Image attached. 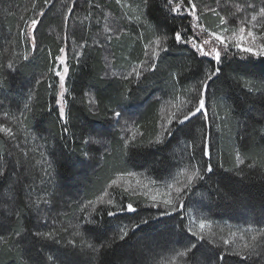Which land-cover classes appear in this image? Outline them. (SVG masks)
Returning <instances> with one entry per match:
<instances>
[{
    "label": "trees",
    "instance_id": "16d2710c",
    "mask_svg": "<svg viewBox=\"0 0 264 264\" xmlns=\"http://www.w3.org/2000/svg\"><path fill=\"white\" fill-rule=\"evenodd\" d=\"M194 2L199 6L200 24L211 31L218 30L219 16L209 9L236 26L245 17L244 12H252L247 4H254L257 10L264 5V0ZM122 4L124 8L116 0H76L73 7L71 0L68 6L64 0H49L47 4L45 0H0V125L13 132L11 137L0 133V171L5 173L0 176V236L6 238L0 241V264H68L69 259L78 264H168L176 256L173 249L183 250V243L178 242L185 232L176 225H183L185 230L192 226L189 215L240 229L238 232L251 228L255 234V230L264 229V89H260L264 63L253 58L255 67L248 73V81L260 90L248 92L244 78L233 71L247 54L233 55L234 48L227 56L222 53L223 73L215 83L210 82L208 89L207 122L203 117H194L184 132L173 137L163 134L164 143L156 145L154 141L162 135V100L185 97L192 101L191 107L197 98L192 89L199 87L202 70L210 60L200 57L190 44H175L173 29L187 28L183 35L198 41L207 34L193 29L186 14L174 17L169 13L166 0H150L145 15L143 0H122ZM237 5L243 11L237 12ZM68 7H73L71 15ZM40 11L45 13L43 17L38 15ZM106 12L121 21L123 27L118 31L129 32L121 33V39L110 37L109 48L118 63L125 57L122 52L130 56L158 36H168L169 51L161 53L155 72L145 71L139 81L105 77L107 47L94 43V34L99 33ZM33 18L42 21L35 33V49L21 35L28 31L25 22ZM73 42L84 44L77 56L70 55ZM61 47L66 49L69 66L65 80L67 125L58 118V78L50 71L55 66L54 58L62 55ZM181 69L185 70L173 79L170 73ZM110 109L122 110V119L135 122V142L142 146L130 148L125 154L124 137L117 129L122 119L116 123ZM93 129L107 133L102 145L83 143L94 135ZM201 130L210 136L215 170L185 198L184 219L176 213L151 220L135 233L130 231L127 243L115 239L108 247L107 242L117 237L121 228H131L141 216L155 215L158 210L145 207L147 202L141 195L113 188L109 193L116 203L131 201L140 205L137 214L108 217L112 205L88 202L95 201L118 176H135L149 183L155 180L152 185L159 187L172 182L189 164L206 159L201 152ZM85 151L89 158H85ZM237 154L244 158L238 168ZM220 164L233 171H224ZM180 177L182 182L186 180L185 175ZM37 229L56 232L60 243L31 235ZM14 231H21L23 239L14 236ZM244 236V243H253L249 235ZM86 243L94 244L99 251L93 253ZM197 243L204 253L197 252V264H218L217 255L225 257L219 264H235L239 259L229 254L228 245L214 237ZM73 251L74 256L68 255ZM254 251L251 259L241 264H264V245ZM50 256L54 260H48ZM176 264H183V260L176 257Z\"/></svg>",
    "mask_w": 264,
    "mask_h": 264
},
{
    "label": "snow or ice",
    "instance_id": "6c2138e0",
    "mask_svg": "<svg viewBox=\"0 0 264 264\" xmlns=\"http://www.w3.org/2000/svg\"><path fill=\"white\" fill-rule=\"evenodd\" d=\"M118 4L124 6L122 4V0H116ZM150 0H143L144 10L145 12L142 15H145L149 6ZM49 3V0H45V4ZM73 7L75 6L76 0H71ZM166 4L169 6V13L173 14V16H184L186 14L187 17H190V24L193 29H199L201 33H206L207 35L202 40H197L193 37L184 36L183 33L187 31V28L173 29V37L174 42L177 45L180 44H190L191 48L195 50L196 53L199 54L200 57H207L210 60L206 63L203 68V77L199 82L198 88H193L192 91L197 92V98H195V103L188 108L187 111H183L180 109L179 114L172 113L167 119V124L161 125V136H158L154 141L156 145H162L164 143V135L167 137H173L178 132H184L185 128L189 125V122L192 121L194 117L200 116L203 117L204 121L208 120V109H207V94L208 89L211 83H215L222 75L223 69L222 65L224 63L222 59V53L227 56L231 49H235L236 52L233 55L238 53L247 54L246 57L243 58V62L240 63L233 71L237 73L240 77L244 78V86L247 88L248 92H256L260 89H264V82L261 83L260 89L252 87L249 85L248 81V73L252 71L255 67L253 62V58H257L261 63H264V32L258 33L256 31L257 28L264 29V5L260 6L259 9H256L254 4H247L246 7L252 9V12L249 16L240 19L238 25L233 26L229 24L228 18L224 15H221L215 9H209L215 15L219 16V25L218 30L211 31L208 28L204 27L200 24V16L197 14L199 11V6L194 2V0H166ZM34 7V5H33ZM73 7L67 8V13L69 15L73 12ZM237 12L243 11L241 6L237 5ZM39 16L43 17L45 13L40 11L38 13ZM42 21L37 20L35 18L30 21H26L25 24L28 28L27 32H21V35H25L29 42L31 43L33 49L36 47V36L35 33L38 31L39 25ZM65 23H67V17L65 18ZM108 31V29H105ZM168 36H158L151 43L154 45L152 48L151 61L145 63L142 61L138 68L133 69V73L135 79L139 81L143 75L144 71H152L155 72L157 69V63L160 60V56L162 52H168L169 48L167 46ZM59 52L63 55H58L54 58V68L50 69V71L54 72L55 77L58 78L59 90L56 98V106L58 109V118L65 125L69 123L68 113L66 112L67 102L65 100V80L69 74V66L66 61V49L61 47ZM51 55V53H49ZM145 55H148L147 47L145 49ZM24 60L27 61L29 59L28 55H24ZM62 66V67H61ZM9 68H12V65H8ZM185 69H181L178 72L170 73L173 79H178L179 75ZM191 71L190 68L186 69ZM123 79H129V76H124ZM51 88L52 85L49 84ZM128 92H131V89H128ZM125 100L130 99V96H124ZM186 103L191 104L192 101H187ZM27 107V106H26ZM49 111H52L49 108ZM112 113V117L119 123L122 119V110L110 109ZM175 125V126H174ZM64 132H68V128H64ZM0 133L7 134L9 137L13 135L12 129L10 127H6L4 125H0ZM93 134H90L87 139L83 141L85 145H102L104 143V137L107 134L103 129L96 130L93 129ZM201 135L203 137V147L201 149L202 156L206 158L202 162H197L194 164H189L188 167L184 168L181 172L182 175L186 176V180L184 182L176 181L174 184L166 185V191L164 192L162 198L157 199L156 196H151V203L145 205V207L151 209L156 208L158 211L155 215L141 216L135 224L128 228L127 226L121 228L112 241L107 242V246L111 247L112 243L115 242V239H119V241L127 243L129 238V232L135 233L137 229H141L142 226H148L151 220L160 219L163 217H171L176 213H181L179 216L180 220L184 219L183 212L185 210V198L190 194H194V189L196 185L200 181L205 180V176L208 174H212L215 170V166L212 163V153H211V144H210V136L201 130ZM136 133L133 132L131 137H124L123 149L125 154L128 153L130 148L140 147L142 145L136 144ZM90 150H95L91 149ZM85 158H89V152H84ZM193 159L195 157L193 156ZM242 163H244V158L240 155H236V164L235 167L238 168ZM255 165H249V167H254ZM262 166H264V156H262ZM219 167L226 172H231L233 169L224 168L223 164H220ZM5 173L0 171V176H4ZM127 175H132V173H127ZM122 178V176H118L117 179H113L111 183L107 185L104 191L97 196L95 201H89V205L96 204H104L107 203L112 205V207L107 211L108 217H114L118 214H137L138 209L140 207L139 204H134L131 201L126 203L120 202L116 203L115 198L110 195L108 189L113 186H119L118 181ZM139 183V182H138ZM151 184H155V180L150 181ZM179 184L180 186H176ZM147 188V185L144 186ZM127 191V189H126ZM133 195L138 194L137 190H133ZM105 196H109V199L105 201ZM47 203V201H45ZM87 207V205H85ZM192 226L185 227L181 224H177L176 227L181 230V232H185V237L182 241L178 243H183L182 251H175L176 256L169 259L168 264H176V257H179L183 260V264H197L196 255L197 252L203 253L202 247L198 245L197 241L201 242V244L205 241L206 229L211 228V222L206 219H197L193 218L191 215L188 217ZM90 224L95 225V221H89ZM3 227V225H0ZM194 228L196 230H194ZM88 231H95L94 228H89ZM246 232H253V229H246ZM13 235L23 239V233L21 231H14ZM31 235L34 237H38L42 240L50 241L53 243H60V239L57 237L56 232L49 231L43 232L37 229L35 232H32ZM76 235H80L79 231H77ZM99 236V233H96ZM235 235V234H233ZM188 237H192L195 239H190ZM258 237L260 238L258 241ZM223 239V238H222ZM245 237L241 236V240H244ZM6 240L5 237L0 236V241ZM251 241L253 243H243L240 245H236L234 241L224 240L225 245H229L230 251L229 254L238 257L239 259L235 262V264H241V262H246L251 259L252 255L255 254V248L260 245H264V229L255 230V234L251 235ZM69 245H72L73 249H75V244L72 240L68 241ZM86 247L90 249L93 253L98 252L99 249L92 243H86ZM76 253L73 251L68 255L74 256ZM48 260H54L53 257H48ZM217 262L224 261L225 257L222 255L216 256ZM68 264H78V261H74L72 259L68 260ZM135 264V262H134Z\"/></svg>",
    "mask_w": 264,
    "mask_h": 264
},
{
    "label": "rangeland",
    "instance_id": "374dc122",
    "mask_svg": "<svg viewBox=\"0 0 264 264\" xmlns=\"http://www.w3.org/2000/svg\"><path fill=\"white\" fill-rule=\"evenodd\" d=\"M69 3H70V0H64V4H67V6ZM207 5L210 6V4H207ZM122 7L124 8V6ZM244 13H245V17L250 15V14H247L246 12ZM112 15L114 14L111 12H106L104 14V18L101 23V29L99 28L100 29L99 33L94 34V43L100 44V45L102 44L103 46L107 47V53H106L105 60H104V64H105L104 75L107 78H110V79L117 78V79L122 80L123 82L127 80L136 81L134 75H131L133 73V69L138 68V66L140 65L142 61H144L145 63L151 61L152 48L154 47V45L151 43L150 45L147 46V51H148L147 56L145 55L146 47L143 50H141V52L139 51L134 52V53L131 52L133 54L130 56H128L129 54L122 52L125 57L122 58L121 61L118 63V60H116L115 58V54H113L112 50L109 48V44L111 43L110 41L112 38H115V39L120 38L121 33L123 35H127L129 34V32H127L126 30L124 31L121 30L122 32L118 31L122 26L120 24L121 21L114 19ZM245 17H241L240 19H243ZM120 18H122V20L125 22H127L128 20L127 17L124 16V14H121ZM105 29H108V31H105ZM256 31L258 33L259 32L262 33L264 32V29L257 28ZM110 37L112 38L110 39ZM73 44L74 45L72 46L70 55L77 56L82 51V47L84 44L76 45L75 42H73ZM76 47H78V49H75ZM129 49L130 47L127 48V50ZM126 75L129 76V79L127 80L123 79V77ZM187 101L188 99H186L185 97H181L177 99H171L169 97L164 98L161 102L160 109H159V125L160 126L162 124L166 125L167 119L172 113L179 114L180 109H183V111H187L188 108L190 107L189 104L186 103ZM117 127H118L117 129L121 132L122 137H126V136L131 137L133 132L136 131L135 122L131 119H128L127 117H123V119L120 121ZM180 176L181 174L177 176L175 179H173L172 182L168 184H174L176 181L182 182V178ZM118 184L119 186H113L112 188L121 189L124 192H128L130 194L133 193V190H137L138 194H135V195L136 196L141 195L145 199L147 204L151 203V199H150L151 196H156L157 199L162 198L164 192L166 191V185H168L166 184L165 186H162V187L155 186L140 178L138 179L135 176H127V177L123 176L118 181ZM145 185H147V188L144 187ZM176 186H180V185L176 184ZM110 189L108 190V192H110ZM107 197L108 196H105V199ZM55 225L56 223L53 224V226ZM66 228H68L67 225L65 227V230ZM194 230L196 229L194 228ZM239 230L240 229L237 230V229H234L224 224H211V228L205 230L206 233H210V234H206L205 238L211 239L214 237L218 241H221V242H223L224 240H229V241H234L236 245H240L244 243V240H241V236H244L245 234L251 237V235L254 234L253 232H238Z\"/></svg>",
    "mask_w": 264,
    "mask_h": 264
}]
</instances>
